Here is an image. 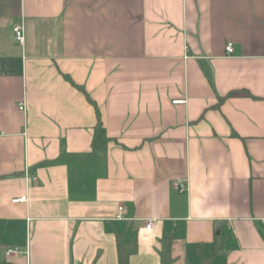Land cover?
I'll use <instances>...</instances> for the list:
<instances>
[{"label":"crops","instance_id":"0c3cea01","mask_svg":"<svg viewBox=\"0 0 264 264\" xmlns=\"http://www.w3.org/2000/svg\"><path fill=\"white\" fill-rule=\"evenodd\" d=\"M262 217L264 0H0L9 262L264 264Z\"/></svg>","mask_w":264,"mask_h":264},{"label":"trees","instance_id":"16d2710c","mask_svg":"<svg viewBox=\"0 0 264 264\" xmlns=\"http://www.w3.org/2000/svg\"><path fill=\"white\" fill-rule=\"evenodd\" d=\"M64 75L68 80L72 82V84H74L75 86H77L79 89L83 90L86 93L88 100L95 106L96 114H97V126L98 127L101 126L102 125L101 111L96 101L90 96V94L87 92L84 86L76 83L69 74L64 73ZM223 99L224 97H220V100ZM218 236H216V238ZM173 242H174V235L172 233H168L162 237L161 248L159 250L162 264H173L174 262V257L172 252ZM137 247H138V243L135 238H133L130 242L127 243L119 239L118 253H119L120 264H129L130 256L137 250ZM224 247H225L224 241H220V242L216 241L214 245L213 253H210L209 255H205L204 253H202L200 262L193 263L191 261H188L187 264H213L212 260L214 255L218 252H221L224 249ZM0 264H14V263L0 260Z\"/></svg>","mask_w":264,"mask_h":264},{"label":"built area","instance_id":"2783aa9c","mask_svg":"<svg viewBox=\"0 0 264 264\" xmlns=\"http://www.w3.org/2000/svg\"><path fill=\"white\" fill-rule=\"evenodd\" d=\"M14 33H15V36L17 39L21 40V41H24L25 39V27L23 24H16L14 26ZM226 49L229 53L233 52L234 51V44L233 42H228L227 46H226ZM183 99H177L175 100V102H182ZM19 107L20 108H23L24 107V102L23 101H20L19 102ZM186 186L185 185H182L181 187V190L185 189ZM27 197L26 196H22L20 198H16L15 201H18L20 199H26ZM115 218L117 219H126V216H125V208L123 205H118V209H117V213L115 215ZM261 221H262V224L264 225V217L261 218ZM152 223L151 221H149V223H147V227H151ZM18 247H15V248H12V249H9L6 253L9 254L11 252H14V251H18Z\"/></svg>","mask_w":264,"mask_h":264},{"label":"rangeland","instance_id":"374dc122","mask_svg":"<svg viewBox=\"0 0 264 264\" xmlns=\"http://www.w3.org/2000/svg\"><path fill=\"white\" fill-rule=\"evenodd\" d=\"M0 260L8 261L11 260V257L7 256L5 253H0Z\"/></svg>","mask_w":264,"mask_h":264},{"label":"water","instance_id":"95a60500","mask_svg":"<svg viewBox=\"0 0 264 264\" xmlns=\"http://www.w3.org/2000/svg\"><path fill=\"white\" fill-rule=\"evenodd\" d=\"M220 232V225H217L216 227V233H219Z\"/></svg>","mask_w":264,"mask_h":264}]
</instances>
